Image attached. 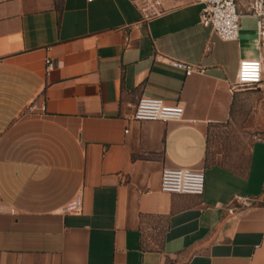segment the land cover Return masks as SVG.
<instances>
[{"label":"crops","instance_id":"crops-1","mask_svg":"<svg viewBox=\"0 0 264 264\" xmlns=\"http://www.w3.org/2000/svg\"><path fill=\"white\" fill-rule=\"evenodd\" d=\"M201 9L0 0V264H264V139L233 165L207 157L258 52L220 41ZM141 97L182 120L133 121ZM166 167L203 170L202 195L161 192Z\"/></svg>","mask_w":264,"mask_h":264},{"label":"built area","instance_id":"built-area-1","mask_svg":"<svg viewBox=\"0 0 264 264\" xmlns=\"http://www.w3.org/2000/svg\"><path fill=\"white\" fill-rule=\"evenodd\" d=\"M91 2L93 0H86ZM202 5L201 24L209 27L212 33L223 42H236L239 39L242 16L256 19V41L258 57L254 59H241L238 62L235 81L231 85L232 92L246 87L264 84V0H193ZM155 4H158L156 1ZM245 13L242 14L241 10ZM46 71L52 64L45 61ZM170 65L184 71L185 75L202 72L199 67L171 60ZM45 110L44 106L40 107ZM183 108L180 104H169L162 99L141 97L134 107L132 120L136 122H171L181 121ZM160 190L167 194L200 196L204 191L203 170L190 168H163L160 179ZM236 202H249L248 199L237 198ZM79 209L78 201H73L67 210Z\"/></svg>","mask_w":264,"mask_h":264},{"label":"rangeland","instance_id":"rangeland-1","mask_svg":"<svg viewBox=\"0 0 264 264\" xmlns=\"http://www.w3.org/2000/svg\"><path fill=\"white\" fill-rule=\"evenodd\" d=\"M245 13L244 9L241 10ZM239 44L243 51L257 54L256 19L242 16ZM234 56L226 54L225 66L232 69ZM230 79L234 80L233 74ZM230 120L223 126L212 129L208 135L207 157L210 161L235 164L242 161L251 141L264 139V86L246 87L236 92Z\"/></svg>","mask_w":264,"mask_h":264}]
</instances>
